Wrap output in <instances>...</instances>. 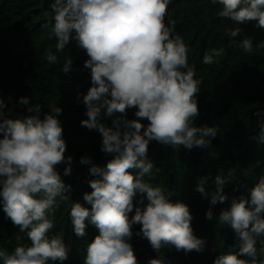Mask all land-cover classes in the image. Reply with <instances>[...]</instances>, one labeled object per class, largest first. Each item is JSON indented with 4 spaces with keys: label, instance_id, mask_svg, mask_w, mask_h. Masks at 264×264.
Returning a JSON list of instances; mask_svg holds the SVG:
<instances>
[{
    "label": "clouds",
    "instance_id": "clouds-1",
    "mask_svg": "<svg viewBox=\"0 0 264 264\" xmlns=\"http://www.w3.org/2000/svg\"><path fill=\"white\" fill-rule=\"evenodd\" d=\"M170 3L171 0H53L50 7L54 15L42 25H51L56 52H63L72 40L85 51L88 59L83 67L90 72L91 86L82 94L87 119L80 123L100 134V150L109 157L105 166L94 163L87 155L80 158L82 165L90 166L94 178L88 181L91 191L84 193L85 203L71 205V225L78 237L86 235L87 224L99 233L87 245L84 264H140L130 243L133 225H140L135 235L147 239L156 252L166 246L184 252L202 251L205 244L194 235L188 205L173 201L170 190L151 182L156 173L154 162L148 158L150 142L174 149H208L219 131L217 127L195 125L200 115L198 94L202 80L196 78V69L189 64L190 49L176 33V22L166 21ZM211 3L220 6V18L237 25L227 30L230 42L252 53L251 37L239 41L235 38L242 32L238 26L241 24L254 22L256 28L264 30V0ZM256 47L264 48V41ZM224 53L223 47H213L204 53L202 63H218ZM57 59L49 52L50 64ZM62 71L65 75L73 71L70 57ZM19 104L27 106V115L22 119L6 118L5 100L0 96V204L13 225L26 232L30 244L18 243L11 252L0 247V264L65 261L68 249L63 238L48 235L54 227L49 216L58 206L57 197L66 201L72 189L57 170L66 165L64 175H70L73 161L72 156L65 155L67 145L60 119L63 109L52 105L42 114L41 104L32 103L26 96L19 98ZM129 109H135V118H128ZM254 115L262 118L254 139L264 143V110ZM209 179L201 177L196 190L205 198L210 196L206 212L210 220L214 215L211 206L228 200L224 188L232 182V172L217 174L211 193L205 188ZM137 196L141 205L145 199L147 204L136 206ZM218 219L231 227L239 246L238 251L218 256L214 264H264L257 249V238L264 237V175L256 178L248 196L233 198ZM148 264L162 261L150 259Z\"/></svg>",
    "mask_w": 264,
    "mask_h": 264
},
{
    "label": "trees",
    "instance_id": "trees-1",
    "mask_svg": "<svg viewBox=\"0 0 264 264\" xmlns=\"http://www.w3.org/2000/svg\"><path fill=\"white\" fill-rule=\"evenodd\" d=\"M53 0H0V96L5 100L6 118H23L27 106L19 104V98L29 97L32 103H39L43 112L56 105L63 109L60 116L67 150L72 156L71 174L65 176L60 165L58 172L65 184L72 186L69 198L61 202L57 197V207L49 219L54 227L49 236L60 235L68 249V259L49 264H84L86 248L98 229L87 224L86 235L78 237L70 221L73 202L84 204L83 195L90 192L88 181L93 179L89 165H82L80 158L89 156L93 162L105 166L107 159L100 150L101 136L95 130L81 126L87 119L82 94L91 86L90 72L83 67L88 59L85 51L72 40L63 52H56V39L51 35V25H42L51 20ZM219 5L211 0H171L166 21L176 22L175 31L183 37L190 49L189 64L196 69V78L202 80L198 94L200 115L196 126L217 127L218 135L208 149L181 146L174 149L169 145L150 142L148 158L154 162L153 184L164 185L173 195V201L188 205L193 216L191 222L194 235L205 241L202 251H177L174 246H166L154 251L147 239L137 237L140 225H133L132 244L140 264H148L150 259H159L162 264H214L215 259L228 251H238L239 241L227 224L219 222V214L231 205L233 198L248 196L256 178L264 175V143H258L261 117L254 115L264 110V48H257L264 41V30L255 27L254 22L238 25L242 32L235 39H253L252 53H245L230 42L228 29L237 27L230 19L217 15ZM48 13L49 15H45ZM213 47L225 49L218 63L205 65L203 55ZM49 52L57 56V62L50 64ZM73 60V71L65 75L62 66L68 58ZM11 97V100L8 98ZM79 97V98H78ZM135 109H129V119L135 118ZM106 123L110 124V120ZM146 124L147 121H144ZM259 162V163H257ZM156 169H159L156 172ZM250 170V174H246ZM232 172V182L226 184L225 203L211 206L213 218L207 219L210 196L199 193V179L208 176L206 191L215 190L212 180L217 174ZM137 196L134 203H139ZM90 207V205H86ZM134 215L133 213L130 214ZM264 237L257 238L258 258L264 260ZM18 243L30 244L26 232H20L6 217L0 204V247L11 252ZM244 258V257H242Z\"/></svg>",
    "mask_w": 264,
    "mask_h": 264
}]
</instances>
